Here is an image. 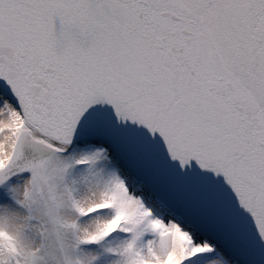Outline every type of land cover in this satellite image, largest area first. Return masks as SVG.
<instances>
[{
  "label": "water",
  "instance_id": "95a60500",
  "mask_svg": "<svg viewBox=\"0 0 264 264\" xmlns=\"http://www.w3.org/2000/svg\"><path fill=\"white\" fill-rule=\"evenodd\" d=\"M0 186L74 148L226 264H264V0H0Z\"/></svg>",
  "mask_w": 264,
  "mask_h": 264
},
{
  "label": "rangeland",
  "instance_id": "374dc122",
  "mask_svg": "<svg viewBox=\"0 0 264 264\" xmlns=\"http://www.w3.org/2000/svg\"><path fill=\"white\" fill-rule=\"evenodd\" d=\"M23 130L22 116L0 95V169ZM0 264L224 262L161 222L130 193L109 152L90 147L56 154L0 187Z\"/></svg>",
  "mask_w": 264,
  "mask_h": 264
},
{
  "label": "trees",
  "instance_id": "16d2710c",
  "mask_svg": "<svg viewBox=\"0 0 264 264\" xmlns=\"http://www.w3.org/2000/svg\"><path fill=\"white\" fill-rule=\"evenodd\" d=\"M67 200H68V202H70V201H69V198H68Z\"/></svg>",
  "mask_w": 264,
  "mask_h": 264
}]
</instances>
